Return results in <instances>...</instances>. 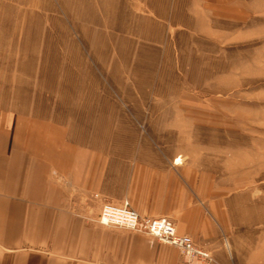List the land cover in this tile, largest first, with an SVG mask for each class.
I'll return each mask as SVG.
<instances>
[{
  "label": "rangeland",
  "instance_id": "1",
  "mask_svg": "<svg viewBox=\"0 0 264 264\" xmlns=\"http://www.w3.org/2000/svg\"><path fill=\"white\" fill-rule=\"evenodd\" d=\"M0 95L214 176L227 238L264 262V0H0Z\"/></svg>",
  "mask_w": 264,
  "mask_h": 264
},
{
  "label": "crops",
  "instance_id": "2",
  "mask_svg": "<svg viewBox=\"0 0 264 264\" xmlns=\"http://www.w3.org/2000/svg\"><path fill=\"white\" fill-rule=\"evenodd\" d=\"M236 1L195 0L204 8ZM187 165L151 143L80 142L0 95V264H185L175 248L100 225L103 203L170 219L210 264H264L251 244L227 238L220 195L206 191L214 176Z\"/></svg>",
  "mask_w": 264,
  "mask_h": 264
},
{
  "label": "built area",
  "instance_id": "3",
  "mask_svg": "<svg viewBox=\"0 0 264 264\" xmlns=\"http://www.w3.org/2000/svg\"><path fill=\"white\" fill-rule=\"evenodd\" d=\"M98 223L104 227L145 235L175 248L185 264H210L212 262L210 254L198 247L190 236L179 234L170 219L140 216L127 203L122 205L103 203L100 207Z\"/></svg>",
  "mask_w": 264,
  "mask_h": 264
}]
</instances>
